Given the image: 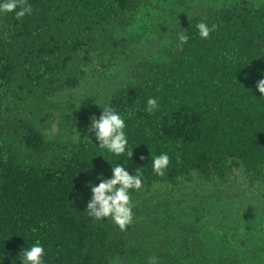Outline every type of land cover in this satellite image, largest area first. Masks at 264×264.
I'll list each match as a JSON object with an SVG mask.
<instances>
[{"label":"trees","instance_id":"16d2710c","mask_svg":"<svg viewBox=\"0 0 264 264\" xmlns=\"http://www.w3.org/2000/svg\"><path fill=\"white\" fill-rule=\"evenodd\" d=\"M28 2L31 16L18 21L13 13L0 15L3 264H12L36 240L48 253L46 264H148L153 255L160 264H264V242L249 231L239 241L214 245L203 238L201 213L188 221L183 206L173 214L166 206L137 211L139 197L156 185L223 182L233 167L264 186V96L255 87L264 79V3L210 8L179 24L161 57L135 63L127 82L104 103L124 114L133 147L129 159L100 149L86 131L81 138L48 139L40 125L48 114L40 116L51 98L81 85L94 57L117 56L128 41L119 35L151 0ZM198 19L217 25L210 39L199 37ZM181 32L190 39L177 48ZM149 98L160 104L152 115L144 111ZM161 152L171 163L157 177L151 162ZM119 161L144 181L132 193L136 215L123 232L111 220L93 221L86 210L88 183L98 184L100 174L110 178ZM228 243L233 252L220 257L218 248Z\"/></svg>","mask_w":264,"mask_h":264},{"label":"rangeland","instance_id":"374dc122","mask_svg":"<svg viewBox=\"0 0 264 264\" xmlns=\"http://www.w3.org/2000/svg\"><path fill=\"white\" fill-rule=\"evenodd\" d=\"M237 1L240 0H151L142 6L136 15L137 23L119 35L128 41L116 52L117 56L94 57L79 87L51 98L49 108L40 116L48 114L44 123L40 122L47 138L60 134L76 137L79 132H87L91 112L99 110V105H104L112 92L127 82L137 61L161 57L179 24L204 16L210 8ZM250 1L261 4L260 0ZM221 182L204 184L198 179L194 185H156L152 194L139 197L137 211L147 208L153 213L166 206L170 208L168 213L173 214L176 207L183 206L188 221L202 214L203 238L214 245H220L218 241H239L246 231L264 242V186L250 182L249 174L234 167ZM228 245L229 248H218L220 257L233 252L232 244Z\"/></svg>","mask_w":264,"mask_h":264},{"label":"clouds","instance_id":"9594fccd","mask_svg":"<svg viewBox=\"0 0 264 264\" xmlns=\"http://www.w3.org/2000/svg\"><path fill=\"white\" fill-rule=\"evenodd\" d=\"M264 3V0H260ZM13 13L19 21L25 16L33 14V7L28 0H0V15ZM198 35L203 40L211 38L217 30L216 24H209L204 19H198L195 22ZM189 35L181 32L177 34V48H180L189 42ZM256 89L264 96V79L259 80ZM98 105V104H97ZM102 109L101 114L97 117L92 114L89 117L87 133L94 136L97 143H94L100 149L106 150L107 153L115 157H124L131 159L133 156V147L129 144V138L126 132L127 123L124 114L117 111L110 103L99 105ZM160 108L156 98H149L144 107L149 115L154 114ZM81 133L79 132V137ZM92 142L90 139L86 138ZM144 160V157H140ZM171 158L167 152H161L159 155L152 157V172L157 177H164L170 166ZM100 182L94 181L88 183L91 196L87 203V215L95 222L111 220L121 232L126 231L134 220V207L132 193L139 192L144 187L142 174L137 171L132 174L125 167L123 161L115 163L112 166L111 177L105 178L100 174L96 178ZM106 218V220H105ZM48 253L45 246L40 240H36L30 247H23L18 256L12 261L16 264H46ZM5 254L0 252V264H3ZM148 264H160L159 258L151 256Z\"/></svg>","mask_w":264,"mask_h":264}]
</instances>
